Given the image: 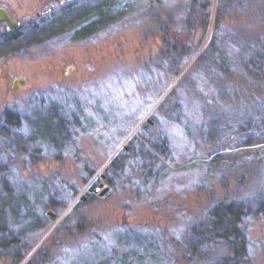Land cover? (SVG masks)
Here are the masks:
<instances>
[{"label": "rangeland", "instance_id": "374dc122", "mask_svg": "<svg viewBox=\"0 0 264 264\" xmlns=\"http://www.w3.org/2000/svg\"><path fill=\"white\" fill-rule=\"evenodd\" d=\"M68 1L0 0L27 40L5 50L0 25L2 161L20 168L28 200L47 206L0 264H264V67L243 88L210 83L194 65L211 25L188 53L158 61L147 12L84 37L79 27L29 35L28 21L39 30ZM249 1L234 8L248 12ZM262 13L250 32L264 44ZM5 109L21 122H3ZM58 115L60 136L29 141L28 120ZM237 226L235 246L223 243Z\"/></svg>", "mask_w": 264, "mask_h": 264}, {"label": "trees", "instance_id": "16d2710c", "mask_svg": "<svg viewBox=\"0 0 264 264\" xmlns=\"http://www.w3.org/2000/svg\"><path fill=\"white\" fill-rule=\"evenodd\" d=\"M120 1L121 4L118 5L121 9L116 14H114V11H116L117 6H115L114 0L68 1L56 14L55 12L51 13L50 18L43 21V25L39 27V30L32 28L29 35L33 36L35 31L37 33L43 31L47 35L54 36L65 29L79 27L75 32L80 37H84L116 20L125 19L132 13L147 12L150 13L155 34L162 42L157 54L158 61L176 58L185 52L188 53L194 45L192 42L196 34L201 33V37H204L211 25L209 43L199 54L194 66L203 68L210 83L219 80L223 82L222 85H229L236 80L237 87L243 88L248 86L249 79L259 78V69L264 67V44L257 40H251L255 37L251 36L250 27L253 26L256 15L259 17L261 12L264 13L260 10L264 0H250L247 2L250 7L248 12H238L234 8H239V4H245L246 0H218L215 8L212 7V0ZM253 17L255 18L252 19ZM17 30L9 34H3L6 43H8L4 48L5 50L13 43L27 42V40H22L21 35H18L21 32L20 29ZM252 41L254 42L251 43ZM227 43L230 47L226 46ZM250 51H252L251 57L247 56ZM18 117L19 114L12 110L5 109L2 112L3 122L8 120L10 126L13 127L21 122ZM13 118L16 121H12ZM50 119L51 117H48V119L36 117L28 120L29 123H32V126L37 124L35 133L30 135L29 141L41 138L44 142L51 143L54 132H58L60 136V133H62L60 126L63 120L62 116L58 115L55 121ZM36 131L39 134H36ZM145 152L146 146H144L141 153L143 155L150 154V152ZM160 152L163 154V150H160ZM118 158L117 156L110 162L112 170L118 171V169L116 170ZM2 160L3 152L0 151V256L5 254L7 246L18 245L20 241L24 240V232L33 230V227L42 220L41 216L44 218L43 215L39 214L38 209L43 210L47 207L45 203H42V198L39 203H35L39 206H35L28 200L24 190H22L24 186L20 183L19 176L22 175L20 168H17V170L16 168H9ZM36 195L38 194L36 193ZM39 196L43 197L40 194ZM68 203L69 201L61 205L56 203V209L62 210ZM78 205L77 203L74 206ZM262 216L264 217V214ZM6 231L9 234L11 232V238L7 237V240H4L5 236L3 235ZM239 234L240 229L237 226L220 240L223 243L228 241L234 247ZM8 241L10 243L7 245ZM16 258L18 261L23 259L19 255ZM27 263L31 264V261L29 260Z\"/></svg>", "mask_w": 264, "mask_h": 264}, {"label": "water", "instance_id": "95a60500", "mask_svg": "<svg viewBox=\"0 0 264 264\" xmlns=\"http://www.w3.org/2000/svg\"><path fill=\"white\" fill-rule=\"evenodd\" d=\"M5 22L7 24V27L10 28H16L20 25L19 22H14L10 16L8 11L3 8L0 7V23ZM21 84L24 82V79L19 78L18 80ZM13 90H17V87L13 86ZM108 190V187L103 186V183L100 182L98 183L95 188L93 189V193L94 194H98L99 196H102L106 193V191ZM84 199V197H82ZM48 214L51 216V218H54V214H52L51 212H48Z\"/></svg>", "mask_w": 264, "mask_h": 264}, {"label": "flooded vegetation", "instance_id": "af4514ba", "mask_svg": "<svg viewBox=\"0 0 264 264\" xmlns=\"http://www.w3.org/2000/svg\"><path fill=\"white\" fill-rule=\"evenodd\" d=\"M1 7V6H0ZM4 8V7H3ZM6 9V8H5ZM7 10V9H6ZM8 11V10H7ZM8 13H9V11H8ZM9 16H10V18L14 21V22H19L20 23V25L18 26V27H16V28H8L7 27V24L5 23V22H2V23H0V25L2 26V27H4V31H3V33H2V36H3V34L4 33H7V34H9V33H11V32H13L14 30H17V29H19V28H21L24 24L21 22V21H17V20H14L13 18H12V16L10 15V13H9ZM27 26H28V28L29 27H31V28H35V27H37V26H35V25H33V23L32 22H30V21H28V23L26 24ZM18 31V30H17ZM18 35H22V30H21V32H19V34ZM3 40H5V38L3 39Z\"/></svg>", "mask_w": 264, "mask_h": 264}]
</instances>
